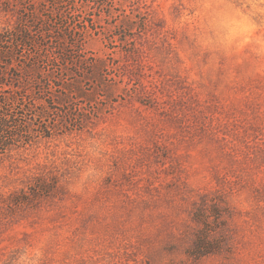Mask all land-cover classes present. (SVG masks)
I'll use <instances>...</instances> for the list:
<instances>
[{"label":"rangeland","instance_id":"rangeland-1","mask_svg":"<svg viewBox=\"0 0 264 264\" xmlns=\"http://www.w3.org/2000/svg\"><path fill=\"white\" fill-rule=\"evenodd\" d=\"M52 1L0 0V30L46 4L87 61L57 105L77 126L0 162V264H264V27L221 0Z\"/></svg>","mask_w":264,"mask_h":264},{"label":"trees","instance_id":"trees-1","mask_svg":"<svg viewBox=\"0 0 264 264\" xmlns=\"http://www.w3.org/2000/svg\"><path fill=\"white\" fill-rule=\"evenodd\" d=\"M46 8H28L15 27L0 30V162L63 127L77 126L72 112L57 105L63 106L72 90L83 93L80 77L87 61L75 39L64 43L72 32L57 27Z\"/></svg>","mask_w":264,"mask_h":264},{"label":"clouds","instance_id":"clouds-1","mask_svg":"<svg viewBox=\"0 0 264 264\" xmlns=\"http://www.w3.org/2000/svg\"><path fill=\"white\" fill-rule=\"evenodd\" d=\"M212 8V5H209ZM213 19H217L222 16H229L234 22L241 25L245 34H254L259 31L264 25L257 24L255 17L257 15L264 16V7L253 8L248 12H243L241 9L235 7L229 0H221V5L212 8L209 13ZM261 51H264V39L257 41ZM30 264H37L36 261H30Z\"/></svg>","mask_w":264,"mask_h":264}]
</instances>
